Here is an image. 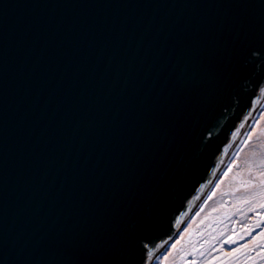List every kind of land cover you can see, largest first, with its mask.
I'll use <instances>...</instances> for the list:
<instances>
[{
    "label": "water",
    "instance_id": "obj_1",
    "mask_svg": "<svg viewBox=\"0 0 264 264\" xmlns=\"http://www.w3.org/2000/svg\"><path fill=\"white\" fill-rule=\"evenodd\" d=\"M263 103L264 0H0V264H152Z\"/></svg>",
    "mask_w": 264,
    "mask_h": 264
},
{
    "label": "rangeland",
    "instance_id": "obj_2",
    "mask_svg": "<svg viewBox=\"0 0 264 264\" xmlns=\"http://www.w3.org/2000/svg\"><path fill=\"white\" fill-rule=\"evenodd\" d=\"M228 162L152 264H264V103Z\"/></svg>",
    "mask_w": 264,
    "mask_h": 264
},
{
    "label": "snow or ice",
    "instance_id": "obj_3",
    "mask_svg": "<svg viewBox=\"0 0 264 264\" xmlns=\"http://www.w3.org/2000/svg\"><path fill=\"white\" fill-rule=\"evenodd\" d=\"M256 55H259L260 53H254ZM231 171V167L228 169V171H226L224 173L225 176H228L229 172ZM261 209H264V204L260 205ZM257 215H261V213H257ZM259 226H264V219L261 220L260 225ZM261 237H264V232L259 234ZM233 239L232 236H229L228 240L225 241L226 243H228L229 241H231ZM179 242V241H178ZM173 248H175V244L172 246ZM234 251H238V250H234ZM170 255V253H169ZM152 257V253L151 251L148 249V245L145 243L141 249V257H140V264H149V260ZM163 259L166 261L167 260V255L163 257ZM189 264H195L194 261H189Z\"/></svg>",
    "mask_w": 264,
    "mask_h": 264
},
{
    "label": "bare ground",
    "instance_id": "obj_4",
    "mask_svg": "<svg viewBox=\"0 0 264 264\" xmlns=\"http://www.w3.org/2000/svg\"><path fill=\"white\" fill-rule=\"evenodd\" d=\"M240 141H241V140H240ZM236 148H237V147H236ZM236 148H235V149H236ZM232 155H233V153H232ZM232 155H231V156H232ZM228 163H229V162L226 163V165L224 166L223 169H225V168L228 166ZM223 169H222V170H223ZM211 187H212V186H211ZM211 187H210V188H211ZM207 192H208V191H207ZM207 192H206V193H207ZM201 200H202V199H201Z\"/></svg>",
    "mask_w": 264,
    "mask_h": 264
}]
</instances>
